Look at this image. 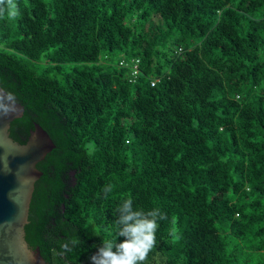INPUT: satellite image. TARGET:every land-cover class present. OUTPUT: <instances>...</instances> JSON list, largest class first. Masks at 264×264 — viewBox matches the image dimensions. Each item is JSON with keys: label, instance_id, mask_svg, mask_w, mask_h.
<instances>
[{"label": "trees", "instance_id": "trees-1", "mask_svg": "<svg viewBox=\"0 0 264 264\" xmlns=\"http://www.w3.org/2000/svg\"><path fill=\"white\" fill-rule=\"evenodd\" d=\"M0 8V87L25 107L10 136L38 123L56 145L26 226L47 264H91L129 196L166 216L139 264H264V0Z\"/></svg>", "mask_w": 264, "mask_h": 264}, {"label": "water", "instance_id": "water-1", "mask_svg": "<svg viewBox=\"0 0 264 264\" xmlns=\"http://www.w3.org/2000/svg\"><path fill=\"white\" fill-rule=\"evenodd\" d=\"M16 107L15 113L0 117V264H47L40 248L27 242L26 226L35 185L43 176L37 166L56 145L38 123L26 143L15 141L11 124L25 113L23 105L16 102Z\"/></svg>", "mask_w": 264, "mask_h": 264}, {"label": "clouds", "instance_id": "clouds-1", "mask_svg": "<svg viewBox=\"0 0 264 264\" xmlns=\"http://www.w3.org/2000/svg\"><path fill=\"white\" fill-rule=\"evenodd\" d=\"M5 0H0L3 5ZM4 11L0 8V13ZM16 98L10 92L0 90V117L17 111ZM112 185H106L102 192L105 198L112 191ZM116 238H103L96 253L90 257L91 264H139L145 261L155 244V232L159 221L166 218L159 208L145 211L133 207V199L129 196L115 209ZM119 237L124 240L117 243ZM81 244L79 237L73 236L61 242L60 251L52 250L54 256H62L73 251Z\"/></svg>", "mask_w": 264, "mask_h": 264}, {"label": "built area", "instance_id": "built-area-1", "mask_svg": "<svg viewBox=\"0 0 264 264\" xmlns=\"http://www.w3.org/2000/svg\"><path fill=\"white\" fill-rule=\"evenodd\" d=\"M137 63H139V61H138ZM120 65H121V66H128L124 61H122V62L120 63ZM139 69H140V68H139L138 64L133 65L131 75H133V76H137V75L139 74V72H140Z\"/></svg>", "mask_w": 264, "mask_h": 264}, {"label": "flooded vegetation", "instance_id": "flooded-vegetation-1", "mask_svg": "<svg viewBox=\"0 0 264 264\" xmlns=\"http://www.w3.org/2000/svg\"><path fill=\"white\" fill-rule=\"evenodd\" d=\"M32 202L34 203V205L36 204V185H35V191H34V194H33ZM30 211H31V209H30Z\"/></svg>", "mask_w": 264, "mask_h": 264}, {"label": "rangeland", "instance_id": "rangeland-1", "mask_svg": "<svg viewBox=\"0 0 264 264\" xmlns=\"http://www.w3.org/2000/svg\"><path fill=\"white\" fill-rule=\"evenodd\" d=\"M157 23H154V26L156 25Z\"/></svg>", "mask_w": 264, "mask_h": 264}]
</instances>
